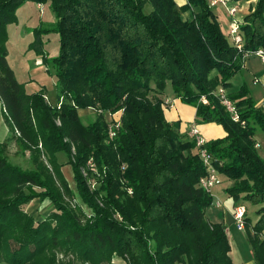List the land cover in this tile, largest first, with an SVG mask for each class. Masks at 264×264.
Wrapping results in <instances>:
<instances>
[{
  "label": "trees",
  "instance_id": "16d2710c",
  "mask_svg": "<svg viewBox=\"0 0 264 264\" xmlns=\"http://www.w3.org/2000/svg\"><path fill=\"white\" fill-rule=\"evenodd\" d=\"M26 1L0 0V103L19 134L21 155L28 151L35 166L10 163L6 145L13 134L0 143V264H50L57 252L88 264L116 257L127 264H233L224 225L205 216L212 197L198 187L205 168L195 143L180 121L165 119L162 101L150 97L164 94L167 84L195 109V124L223 129L225 136L205 148L220 179L231 182L224 193L234 205L257 207L254 222L246 213L243 222L254 264H264V159L253 140L259 130L264 141V112L241 86L228 93L239 117L234 122L215 96L218 87L230 89L243 55L264 52V0L238 22L241 50L207 0L182 6L175 0H30L49 3L57 17L52 31L59 52L45 63L62 98L59 108L45 102L43 89L27 93L7 62L6 29ZM89 108L105 116L82 124L78 111ZM121 109V125L108 141L106 114ZM59 152L90 216L61 177ZM89 161L100 171L93 192L82 174ZM36 198L54 208L42 221L24 211Z\"/></svg>",
  "mask_w": 264,
  "mask_h": 264
},
{
  "label": "rangeland",
  "instance_id": "374dc122",
  "mask_svg": "<svg viewBox=\"0 0 264 264\" xmlns=\"http://www.w3.org/2000/svg\"><path fill=\"white\" fill-rule=\"evenodd\" d=\"M207 1L211 3V0ZM225 7H233L235 9L237 8L235 6ZM225 7H222L221 4H219L212 11L215 15L218 14L219 10L222 14H225L226 12L230 19L228 9ZM56 23V14L52 10L49 3L41 5L28 0L16 9V21L7 26L5 48L7 50V62L11 69L14 71L16 80L20 84L24 85L25 91L27 93H34L31 88L38 86L40 90L43 89L45 102L50 106L57 107V103L59 102V92L56 87V81L53 71L48 68L45 63L56 57L59 52V38L58 35L52 31L55 28ZM228 27L229 26L223 27L221 25L223 33L231 41ZM35 39L37 43L35 42ZM262 76L263 65L261 64L259 57L255 56L244 59L241 69L235 77V81L240 82L241 86H244L247 89L248 95L251 97V99L255 103V106L258 108L264 96V87L261 83ZM168 90H171L170 85H168ZM150 97L160 99L162 101L163 110H167V106H165L163 102V94L156 95L153 91L150 93ZM187 107L193 109V107ZM188 110L190 113H192V110ZM78 114L81 123L85 125L94 122L98 118V116H100L90 108L80 109L78 111ZM55 123L57 126L60 125L58 120H56ZM197 125H199V129L204 134V136L210 138L209 141L218 140L225 136L223 129L219 125H216L214 123H204L200 121ZM206 126L212 128H207ZM12 134L14 136V140H10L6 145V156L8 157L10 163L20 166L23 170L34 169L35 166L33 165V168L30 163L29 152L26 151L25 155H21L20 150L18 149L16 144V138H18L19 134H16L15 130L13 133L12 128L9 125V120L0 106V143H3L6 138L10 137ZM253 140L254 144H258V147H255L254 145L255 149H259V153L264 159V141L261 131H256ZM74 147V145H70L69 155L71 157V160L72 157H75ZM39 149L42 150V148ZM56 164L59 167L62 179H64L67 184V188L75 194L76 201L79 203L78 205L82 208L87 216H90L91 211L80 201L79 198H77L75 184L68 183L61 171V168L63 166H70L68 164V159L65 153L59 152L56 154ZM44 165L49 171L51 170V167L46 164V162L44 163ZM83 172L85 174V176H83L87 180L88 185L89 183L94 185V188H92V186H89L90 190H92L93 192V190H95V188L99 186L98 179L100 178V171L96 169L93 164H87L86 168L82 170V174ZM88 172H92L94 175L90 176ZM221 181V183H223L224 185L231 184L229 180L222 177ZM213 200H215V195L213 196ZM245 208L246 216L252 222H254L255 211L257 207L245 204ZM53 209V205L48 199L41 201L38 198L31 200L24 207V211L28 215L32 216L35 221H42L50 214L51 211H53ZM208 213L210 216L211 212L209 209L206 210V214ZM229 231L231 241L230 243L231 247L233 248L232 257L234 264L249 263L251 260V249L247 241V234L245 230H237L235 221L233 220L232 227L229 228ZM52 259L53 261H50V264H88L78 261L72 254L59 252L54 253L53 256L51 255L50 260ZM35 264H45V261H40ZM110 264H127V262L116 257Z\"/></svg>",
  "mask_w": 264,
  "mask_h": 264
},
{
  "label": "built area",
  "instance_id": "2783aa9c",
  "mask_svg": "<svg viewBox=\"0 0 264 264\" xmlns=\"http://www.w3.org/2000/svg\"><path fill=\"white\" fill-rule=\"evenodd\" d=\"M220 3L223 6H227V1L226 0H211V6H214L215 4ZM228 9V13L231 17V21L229 23V36L233 42V44L236 46V48L238 50L242 49V44H243V40L241 35L239 34V23L238 21L235 19V13H236V9L235 8H227ZM249 53L243 55L242 60L245 57H248L249 55H255L257 57H259L261 64L263 65V76L261 78V83L264 87V52L262 50H257L254 53ZM215 96L218 98L219 102L221 103V105L225 108L226 112L230 115L231 120L234 122H239V117H238V113L235 109V106L233 104V102L228 98V93L226 92V90L222 87H218L215 91ZM201 103L206 104L207 100L205 99V97H201L200 99ZM164 105L166 106L168 104V101L163 100ZM62 103V98L59 99V102L57 103V108L60 107ZM259 108L264 112V96L263 99L261 101V104L259 105ZM97 114L105 116V113H103L101 110L99 109H93ZM123 110H119L116 113H112V114H106L107 118L109 120L108 122V127H107V140H112L115 136V133L117 131V129L120 127V116L122 114ZM16 134H18L17 131H15ZM188 136L194 141L195 143V147L197 149V153L199 155L200 161L203 165V167L205 168V174L203 176H201L199 178L198 181V187L201 188L205 193H207L208 195H210L212 197V207H215L217 209H220L223 204L220 203L218 200H213V196H214V189L216 187H219L222 183L217 170L214 168V166L212 165V159L211 156L209 155V153L207 152L206 148H205V144L206 141L205 139L201 136L198 128L196 127L195 124H193L189 131H188ZM39 148H41L40 145H38ZM255 147H258V144H255ZM88 164H90V162H88ZM83 175L85 176L84 172ZM89 186L92 188H94L93 184L89 183ZM246 213V208L244 206H235L233 208V219L235 221L236 224V228L237 230L241 231V230H245L244 229V215Z\"/></svg>",
  "mask_w": 264,
  "mask_h": 264
},
{
  "label": "crops",
  "instance_id": "0c3cea01",
  "mask_svg": "<svg viewBox=\"0 0 264 264\" xmlns=\"http://www.w3.org/2000/svg\"><path fill=\"white\" fill-rule=\"evenodd\" d=\"M175 2L178 6H182L185 4V0H175ZM255 2H256V0H240L238 2H227V6L228 7H231V6L237 7L236 13H235V19L238 22L242 23L243 18L246 15H248L250 13V11L254 8ZM219 4L220 3H217L214 6H212V10ZM221 6L223 7L222 4H221ZM225 8H227V7H225ZM218 15H220V16H218ZM216 16L220 22V25H222L223 27L229 26V23L231 21V17L229 19L226 12H225V14H222L219 10V12H218V14H216ZM183 17L185 19L190 18V12H186L183 15ZM249 57H255V56L250 55V56L245 57V58L247 59ZM244 59L242 60V63H243ZM235 77H236V75L231 78V80H230L231 87H230V89L226 90L227 93L234 92L239 87H241V83L238 81H235ZM168 85L169 84H167L166 89H165V93L163 94V96H164L163 100L168 101V104L166 105L167 110L164 111V117L167 121H180V131L182 133H187V135H188V131H189L190 127L193 124H195V109L189 108L186 105L182 104L181 101L172 94V91L168 90ZM30 88H31V86H30ZM31 89L34 92H38L40 90L38 86L31 88ZM0 106L2 108L1 103H0ZM188 109L192 110V113H190ZM197 124H199V123L195 124L196 127L199 129V125H197ZM206 127L212 128L209 126H206ZM199 132L201 133V135L203 136V138L205 139L206 142L209 141L210 138L205 137L204 134L200 131V129H199ZM7 138H9V137H7ZM7 138H6V140H7ZM61 171L65 177V180L68 181V183L75 184V182L73 180V172H72V169L70 166H63L61 168ZM228 186L229 185H224L222 183L219 187H216L214 189L215 200L216 201L218 200L220 203L223 204V206L220 209H217L215 207L210 206L208 208L211 212L210 216H209V213L206 214V212H205V216H206L207 220L212 224L224 225L226 232H227V235H228L230 249H231L230 257H231L232 262L234 264L233 257H232L233 256L232 255V249L233 248L231 247V243H230L231 241H230V236H229L230 235L229 234L230 233L229 228L232 227V224H233V220H234L233 219V208L235 207V205H234L232 199L227 197V195L224 193V189ZM245 232H246V230H245ZM246 234H247V232H246ZM247 241H248V239H247ZM248 244H249V242H248ZM250 256H251V258H250L251 260L247 264H254V261L252 259V252H251Z\"/></svg>",
  "mask_w": 264,
  "mask_h": 264
}]
</instances>
